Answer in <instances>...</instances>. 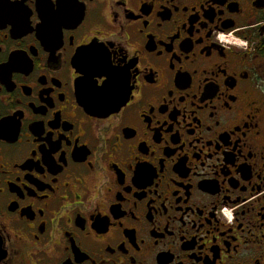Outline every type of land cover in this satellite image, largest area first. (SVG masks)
Wrapping results in <instances>:
<instances>
[{
  "label": "flooded vegetation",
  "instance_id": "obj_1",
  "mask_svg": "<svg viewBox=\"0 0 264 264\" xmlns=\"http://www.w3.org/2000/svg\"><path fill=\"white\" fill-rule=\"evenodd\" d=\"M0 264H264V0H0Z\"/></svg>",
  "mask_w": 264,
  "mask_h": 264
},
{
  "label": "clouds",
  "instance_id": "obj_2",
  "mask_svg": "<svg viewBox=\"0 0 264 264\" xmlns=\"http://www.w3.org/2000/svg\"><path fill=\"white\" fill-rule=\"evenodd\" d=\"M221 39H224L223 37H221Z\"/></svg>",
  "mask_w": 264,
  "mask_h": 264
}]
</instances>
